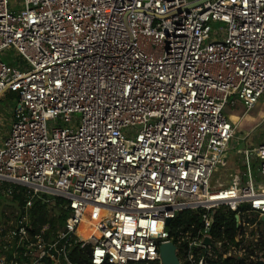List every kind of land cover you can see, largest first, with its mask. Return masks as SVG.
<instances>
[{
	"label": "built area",
	"instance_id": "obj_1",
	"mask_svg": "<svg viewBox=\"0 0 264 264\" xmlns=\"http://www.w3.org/2000/svg\"><path fill=\"white\" fill-rule=\"evenodd\" d=\"M10 51L24 69L3 61ZM7 95L0 187L25 204L0 221V264H73L76 247L91 264H163L170 243L180 264L264 262V140L245 152L254 176L219 172L231 101L264 102V0H0ZM43 196L68 213L49 238L30 233ZM219 210L235 216L233 241L214 233ZM187 211L199 229L176 244Z\"/></svg>",
	"mask_w": 264,
	"mask_h": 264
},
{
	"label": "rangeland",
	"instance_id": "obj_2",
	"mask_svg": "<svg viewBox=\"0 0 264 264\" xmlns=\"http://www.w3.org/2000/svg\"><path fill=\"white\" fill-rule=\"evenodd\" d=\"M11 10L21 9L23 7V0H10ZM222 25H217L216 28L220 29ZM3 61L10 66L21 69L25 68V63L14 52H6L3 56ZM20 69V68H19ZM14 101L9 95L0 99V147L7 138L11 128L12 112L14 108ZM240 102L232 100L228 106L226 115L228 120L237 126L235 136L227 148L228 165L219 169L220 173H227L228 177L225 178V183L229 184L232 178H240L244 173L254 176V169L257 163L248 156L246 158V150H254L258 148L264 140V102L260 104L254 111H245ZM242 114L245 116L240 119ZM241 120V121H240ZM240 122V123H239ZM239 164V166H237ZM230 166L233 168L231 169ZM6 187H2L5 189ZM42 204L49 203L53 205L57 203V207L51 209H61L62 201L54 199L49 196L41 197ZM12 204V205H11ZM17 204H13L10 199L3 198L0 200V221L1 223H9L16 218L18 212L16 210ZM51 214L54 213L51 211ZM9 217L10 219H8ZM178 256L184 258L183 254L178 253Z\"/></svg>",
	"mask_w": 264,
	"mask_h": 264
},
{
	"label": "trees",
	"instance_id": "obj_3",
	"mask_svg": "<svg viewBox=\"0 0 264 264\" xmlns=\"http://www.w3.org/2000/svg\"><path fill=\"white\" fill-rule=\"evenodd\" d=\"M10 98L15 99V95H9ZM228 111V109H227ZM6 198L8 199L5 194L3 193L2 187H0V200ZM13 204H18L19 207L17 209L18 215L22 216L24 214V201L20 197H16L13 200L11 199ZM12 205V204H11ZM53 206L49 203L42 204L39 201H36L34 208L30 210L29 215L31 219V230L30 233L32 235L39 234L48 226L49 230L46 233V237H51V235L57 232L60 229H63L65 226L68 213L64 211L62 208L59 210L51 209ZM51 211L54 213L51 214ZM16 214V216H18ZM171 235L174 239V243L177 244V240L179 239L180 232L183 234L185 233H195L199 229V222H198V215L192 212H183L180 216L172 223L171 225ZM224 228L225 235L228 241H233L234 236L237 233L235 216L233 213H227L224 210H219L215 216V232L217 229ZM227 247V245H225ZM187 247V244L184 245ZM88 248V252H89ZM70 259L73 264H91L87 252H84L80 247L74 248L70 252ZM49 264V263H47ZM146 264V263H142ZM207 264H231L230 259H227L223 262H220L218 258L211 257L208 260Z\"/></svg>",
	"mask_w": 264,
	"mask_h": 264
},
{
	"label": "water",
	"instance_id": "obj_4",
	"mask_svg": "<svg viewBox=\"0 0 264 264\" xmlns=\"http://www.w3.org/2000/svg\"><path fill=\"white\" fill-rule=\"evenodd\" d=\"M197 5H194L193 7H196ZM57 203L54 202L53 206H56ZM171 224V220L167 221V225L169 226ZM206 245H210V240L206 239L205 241ZM177 248L173 243L162 245L160 248V254L163 264H180L179 259L177 257ZM256 264H264L263 261H259Z\"/></svg>",
	"mask_w": 264,
	"mask_h": 264
},
{
	"label": "crops",
	"instance_id": "obj_5",
	"mask_svg": "<svg viewBox=\"0 0 264 264\" xmlns=\"http://www.w3.org/2000/svg\"><path fill=\"white\" fill-rule=\"evenodd\" d=\"M11 99H13V98H11ZM260 104H263V102H261ZM260 104H258L254 109H252L251 111H254L256 108H258V106L260 105ZM242 108L246 111V108L244 107V106H242ZM247 112V111H246ZM245 116H246V114H245ZM243 114H242V116L240 117V119L242 120V118H244L245 117ZM240 120V121H241ZM240 123V122H239ZM237 127V126H236ZM237 130V129H236ZM238 166H239V164H238Z\"/></svg>",
	"mask_w": 264,
	"mask_h": 264
}]
</instances>
